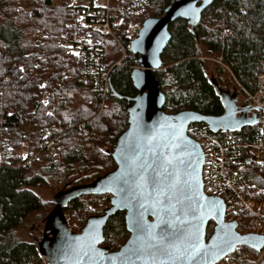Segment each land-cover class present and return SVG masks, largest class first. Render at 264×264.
I'll list each match as a JSON object with an SVG mask.
<instances>
[{
	"label": "trees",
	"instance_id": "1",
	"mask_svg": "<svg viewBox=\"0 0 264 264\" xmlns=\"http://www.w3.org/2000/svg\"><path fill=\"white\" fill-rule=\"evenodd\" d=\"M170 2L151 0L139 16L141 21L162 15ZM70 16L67 0H0V130L12 142L10 156L0 164V264H50L41 247L44 241L16 237L32 216L46 219L59 206L71 231L78 233L90 217L104 214L111 205V195L85 192L84 187L117 165L112 151L129 126L132 101L128 96L138 92L131 71L140 62L130 50L126 63L113 69V90L104 99L83 79L80 54L70 53L60 42ZM169 29L171 40L161 53V67L155 70L168 113L188 108L204 114L223 113L219 82L209 76L205 55H217L228 65L247 103L244 88L254 91L259 73L264 72V0H213L194 26L179 17L170 22ZM108 45L113 61L119 55L118 45L110 38ZM45 129L58 136L59 161L40 156L22 164L24 143L39 148ZM204 131L221 139L231 136L237 142H252L257 124L253 120L240 129L219 132L204 123L189 127L197 140ZM248 175L260 189L258 199H264V167L250 163ZM38 190H51L54 205ZM93 195L98 199H85ZM91 204L94 208L89 213ZM242 222L238 230L245 233L246 220ZM214 225L210 222L208 236ZM128 237L124 213L119 211L107 221L101 245L116 250ZM244 247L249 252L239 255L235 251L229 261L254 264L260 251Z\"/></svg>",
	"mask_w": 264,
	"mask_h": 264
},
{
	"label": "water",
	"instance_id": "2",
	"mask_svg": "<svg viewBox=\"0 0 264 264\" xmlns=\"http://www.w3.org/2000/svg\"><path fill=\"white\" fill-rule=\"evenodd\" d=\"M212 1L171 0L162 15L147 16L143 20L137 36L131 40V50L138 54L140 62V66L131 71L138 92L128 96L132 101L129 105V126L119 135L112 151L117 165L84 187L85 192L111 195V205L104 214L90 217L79 233L71 231L58 206L48 218L52 236L41 245L42 250L51 252H47L51 264L54 258H62L63 262L59 264H126L123 257L129 249L137 247V237L143 234L137 230V223L145 228L159 224L157 233L165 226L162 222H171L192 232L199 224V242L203 250L210 254L200 264H219L239 246H248L257 251L264 249L263 234L241 233L237 221L226 220L223 198L205 192L202 174L204 153L199 141L189 133L192 123H204L212 131L219 132L240 129L255 119L240 120L237 116L238 97L218 85L225 105L222 114H204L191 108L168 113L164 109L166 94L155 73L163 62L161 53L172 37L170 22L185 17L194 26ZM249 108L246 103L240 110L245 114ZM169 159L173 161V165L168 166L169 171L176 166L182 179L185 178L186 166L191 163V167L186 169L191 186L176 192L171 200L163 198V203L158 204L155 195L148 193L153 192L154 186L159 187L162 177L158 173L162 172L161 165ZM181 159L183 164L180 163ZM181 200L182 204L179 202ZM189 205L204 206L201 210L202 221L194 219L191 211L185 214L184 210ZM119 211L126 212V227L130 236L119 249L111 251L101 243L107 221ZM181 221L186 223L181 224ZM212 221L215 223L214 229L208 236V226ZM225 241H231V247ZM133 260L136 258L133 257ZM136 264L143 262L136 261Z\"/></svg>",
	"mask_w": 264,
	"mask_h": 264
},
{
	"label": "built area",
	"instance_id": "3",
	"mask_svg": "<svg viewBox=\"0 0 264 264\" xmlns=\"http://www.w3.org/2000/svg\"><path fill=\"white\" fill-rule=\"evenodd\" d=\"M67 1L71 16L60 42L70 53L80 54L83 79L92 83L106 99L113 90L112 71L125 61L128 50H131V40L142 26L139 16L146 11L151 0ZM109 38L117 43L119 50L113 61L109 60ZM219 61L224 63L221 59ZM244 92L250 108L256 111L253 118L257 124V136L252 142H237L231 136L221 139L202 132L198 141L204 153L203 184L206 193L220 196L225 201L226 220H234L238 224L240 220H246V232L264 235V199H258L260 189L248 175V164L264 167V72L258 75L257 88L254 91L244 88ZM57 139L58 136L49 129L43 130L39 148L22 147V164L40 156L50 162H58L60 148ZM11 151L9 135L0 130V164ZM263 258L264 249L254 264H260Z\"/></svg>",
	"mask_w": 264,
	"mask_h": 264
},
{
	"label": "snow or ice",
	"instance_id": "4",
	"mask_svg": "<svg viewBox=\"0 0 264 264\" xmlns=\"http://www.w3.org/2000/svg\"><path fill=\"white\" fill-rule=\"evenodd\" d=\"M75 54L79 55V53ZM45 86L41 85V87ZM44 103L47 104V101ZM48 115H52V113H48ZM180 163L183 164L184 161L181 159ZM169 165H173V161L170 159L161 165L162 172L158 173L162 177L159 180V187L154 186L153 192L148 193V195H155V202L158 204L163 203V198L171 200L176 192L183 191L191 186L186 171L188 167H191L190 162L186 166L184 179H182V174L176 166H173L172 170L169 171ZM179 202L183 203L182 200ZM141 207H143V204H141ZM203 207V205L196 207L189 205L188 209L184 211L185 214L187 211H191L194 219L202 221L203 213L201 210ZM197 214L199 215L197 216ZM162 223L165 226L161 228L159 233L156 232V229L160 227L159 224L150 225L146 228L139 223L136 224L137 230L143 234L137 237V241H139L137 247L129 249L128 254L123 257L126 264H136V261H141L143 264H193V262L200 264L201 261L208 258L210 254L203 250V246L199 242V224L195 226V232H192L185 231L171 222ZM184 223L186 221H181V224ZM225 243L231 247V241H225ZM85 255H88V253H85ZM133 257L136 258L135 261Z\"/></svg>",
	"mask_w": 264,
	"mask_h": 264
},
{
	"label": "rangeland",
	"instance_id": "5",
	"mask_svg": "<svg viewBox=\"0 0 264 264\" xmlns=\"http://www.w3.org/2000/svg\"><path fill=\"white\" fill-rule=\"evenodd\" d=\"M200 46L202 47L203 52L204 51L206 52V50H207L206 47L201 43H200ZM129 51H130V49L127 52L126 58H128V56H129ZM126 58H125V60H126ZM205 58L207 59L206 67H207V72H208L209 76L211 78H213L214 80L218 81L219 84H221V86L224 89L232 90L234 88L233 86H234V84H236V82H235V78L231 72V69L228 67V65L226 63L220 62L219 59L217 58V55H205ZM125 63H126V61L123 62V64H125ZM221 67H222V70L219 71V69ZM234 89H236V88H234ZM255 114H256V111L253 108H249L246 111V117L249 119L253 118L255 116ZM38 192L43 196V198L45 200L50 201L51 205H54V202H52V198L54 196H53V192L51 190H38ZM85 199L86 200H94V199H98V197L93 195L90 198L87 197ZM93 206H94L93 204H91L89 206V213L94 208ZM240 221L242 224L243 220H240ZM44 224H45V220L43 217L34 215L28 219V221L24 227L20 228L17 231L16 237L20 238L22 240H25V241L34 242L36 240V238H38L39 236L42 235V233L45 229ZM243 230H244V232L247 231L246 225H243ZM236 251L238 252L239 255H242L243 252L244 253L249 252L248 248H245L244 246H239ZM259 257H260V255H259ZM231 263L232 262L229 261V257H228V258H225L219 264H231Z\"/></svg>",
	"mask_w": 264,
	"mask_h": 264
},
{
	"label": "flooded vegetation",
	"instance_id": "6",
	"mask_svg": "<svg viewBox=\"0 0 264 264\" xmlns=\"http://www.w3.org/2000/svg\"><path fill=\"white\" fill-rule=\"evenodd\" d=\"M236 86V87H235ZM219 87L221 88V89H223V90H225V91H229L231 94H235L238 98H237V109L239 110L238 111V114H237V116H238V118L240 119V120H246V119H248L247 117H246V113L244 114L243 113V110H240L242 107H243V105L244 104H246L245 103V98H244V96H243V94L239 91V88H238V86L236 85V84H234V88H236V89H234L233 87V89L232 90H230V89H228V90H226V89H224L222 86H221V84H219ZM238 124H240V122H238ZM121 212H123L124 213V217H125V211H121ZM50 217V216H49ZM48 217V218H49ZM48 218H46V219H44L45 220V224H44V227H45V229H44V231H43V233H42V235L41 236H39L38 238H36V240L37 241H39L40 243H42L44 240H46L47 238H50L52 235H51V233H52V231H50V223H49V219ZM125 222H126V220H125ZM128 230V229H127ZM81 232V231H80ZM129 232V231H128ZM79 233V232H78ZM129 236H130V232H129ZM129 238V237H128ZM127 238V239H128ZM126 239V240H127ZM126 242V241H125ZM124 242V243H125ZM123 243V244H124ZM122 244V245H123ZM121 245V246H122ZM120 246V247H121ZM119 247V248H120ZM118 248V249H119ZM110 250V249H109ZM117 250V249H116ZM111 251H113V250H111ZM45 253V257L47 258L46 260L51 264V259L50 258H48V253L47 252H50V251H44ZM53 252V251H52ZM48 254V255H47ZM50 254H51V252H50ZM58 257V255L56 256V258ZM55 259V258H54ZM52 259V262H53V264H59V263H61V262H63V260H62V258H57V259Z\"/></svg>",
	"mask_w": 264,
	"mask_h": 264
},
{
	"label": "crops",
	"instance_id": "7",
	"mask_svg": "<svg viewBox=\"0 0 264 264\" xmlns=\"http://www.w3.org/2000/svg\"><path fill=\"white\" fill-rule=\"evenodd\" d=\"M23 146H29L27 143H24V145Z\"/></svg>",
	"mask_w": 264,
	"mask_h": 264
}]
</instances>
